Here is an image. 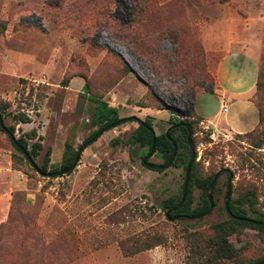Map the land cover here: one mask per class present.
<instances>
[{"label": "rangeland", "instance_id": "rangeland-1", "mask_svg": "<svg viewBox=\"0 0 264 264\" xmlns=\"http://www.w3.org/2000/svg\"><path fill=\"white\" fill-rule=\"evenodd\" d=\"M230 51L251 54L264 74V0H0L3 120L15 137L36 130L35 161L40 166L50 148L48 171L62 168L66 142L77 151L97 128L89 96L117 107L119 118L149 120L156 135L171 121L191 123L199 176L231 170V197L251 189L264 212V148L204 120L224 121L215 70ZM20 113L30 122H17ZM137 119L103 132L71 173L57 177L37 173L0 129V264L208 263L211 226L227 218L228 174L217 180L210 213L169 220L162 204L180 194L185 171L145 166L149 147L130 143ZM147 162L160 165L162 156ZM192 193L195 206L200 190ZM146 240L161 243L123 253ZM229 241L236 258L209 264L264 257L256 229Z\"/></svg>", "mask_w": 264, "mask_h": 264}, {"label": "trees", "instance_id": "trees-1", "mask_svg": "<svg viewBox=\"0 0 264 264\" xmlns=\"http://www.w3.org/2000/svg\"><path fill=\"white\" fill-rule=\"evenodd\" d=\"M263 78H264V74L262 73V71L258 70L255 93L259 96L264 95V79ZM63 85L66 86V84H63ZM89 99L94 103L90 111V123L92 126H97V128L93 130L84 139L83 144L89 141L98 131H100L104 127L121 119L118 116L117 107L109 105L105 100H103L100 97L89 96ZM255 105L258 110V124L252 130L245 132V133H240V134H244L245 136L251 137L250 144L253 147L259 149V148H264V107L260 101L255 102ZM8 107H9L8 102H3V101L0 102V114L2 118L4 116V112L8 109ZM172 110H174L178 116L184 115V113L180 112L179 110L175 108H172ZM14 117L17 120V122H25V123L30 122V118L24 113H20ZM180 122H183V121L182 120L171 121L170 126L178 124ZM143 123L145 125L138 124L135 130L131 133L130 143L137 144L141 148L148 146L149 151H150L151 143H152V132L149 130L148 127L152 128V125L149 120H144ZM189 124L192 127V124L191 123ZM7 128L11 132V135L10 136L8 135V136L13 146L18 150V152L22 155V157L26 158L28 163H30L28 158L23 154L24 153L23 151H26L28 157H30L34 161V163L37 165L35 158L36 156H38L39 152L42 149L41 136L37 135L36 130L33 129L29 132L23 133L19 137H15V140H13L12 137L15 136L14 134L15 128L13 126H10V127L7 126ZM169 136L171 139L175 141L176 146H177V152H176V155L171 165H175V166L182 165L184 168L185 174H186L187 166L191 159V150H190V146L188 144L187 138H186L187 129L181 125L177 126L169 132ZM29 140H34L31 143L30 148H28ZM191 141L194 145L193 137H191ZM111 143L114 144L115 140H113ZM83 144L80 145V148L83 146ZM172 152H173L172 143L165 136V132L156 135L154 153H159L162 156V163L160 165H165L169 162V160L172 157ZM50 153H51V149L47 148L43 156L42 164L40 166L37 165L40 171L42 172V175L48 173L49 171L50 172L56 171V169H52L48 171ZM75 154H76V151L73 150L69 142H66L65 150L62 156L63 161L61 163V167L63 168L65 166L70 165L75 158ZM143 158H145V156ZM195 159L190 169V178H189L186 198L183 201L182 205L176 211L170 213L171 216L175 214L200 215L207 209L209 205L208 199L206 196V190L208 186L211 184L215 173H211L207 176H199V170L197 167L198 164ZM184 180H185V175H184ZM217 180L214 184L213 192H212V195L214 198V207H216L217 200H218V198L216 197ZM183 185H184V181L181 187L180 194L176 198L173 199L170 197L163 201L162 207L164 208L165 211L166 209L176 205L181 200L182 193H183ZM194 187L200 190V196H199L200 201L195 206H192L193 200H194L192 192H193ZM227 188H228V185L226 182L224 201H225V195L227 192ZM229 209H230L231 214L227 212L225 208V204H224L223 210L225 211L227 218L211 226L213 229V236L209 238L210 244H211L210 246L211 256L207 258L208 263L206 261L205 262L202 261V262H194V263H188V264H209L212 261H217L220 259L236 258L237 254L239 253V250L231 244V242L229 241V237L232 234L240 231L242 228L249 227L252 229H256L259 231V233L264 239V224L256 225V224L244 221V220H238L233 217V216L246 217V218H251L253 220L264 223V212L258 208V197L253 190L248 189L242 194L238 195L236 198H232L230 196ZM160 243L161 242H159V240H146L144 246L139 250L127 252V251H124V249H122L123 247L122 245H121V249L123 253L125 254V256H129L138 251L149 249ZM263 260H264V257L254 262L251 261V262L243 263V264H251V263L260 262Z\"/></svg>", "mask_w": 264, "mask_h": 264}, {"label": "crops", "instance_id": "crops-1", "mask_svg": "<svg viewBox=\"0 0 264 264\" xmlns=\"http://www.w3.org/2000/svg\"><path fill=\"white\" fill-rule=\"evenodd\" d=\"M216 72V94L224 114V121L213 117L206 119L216 123L221 128L235 132L245 133L258 124V110L253 100L256 89L258 66L255 58L245 51H230L220 58ZM227 111H223V107Z\"/></svg>", "mask_w": 264, "mask_h": 264}, {"label": "water", "instance_id": "water-1", "mask_svg": "<svg viewBox=\"0 0 264 264\" xmlns=\"http://www.w3.org/2000/svg\"><path fill=\"white\" fill-rule=\"evenodd\" d=\"M130 119H137L135 117H125V118H121L119 119L118 121L104 127L103 129H101L100 131H98L89 141H87L85 144H83V146L81 148H79L77 151H76V154H75V158L73 160V162L68 165V166H65L63 168H60L54 172H48L46 174H44L45 176H48V177H57V176H62V175H65V174H69L73 171V169L75 168V166L77 165L78 161H79V158H80V154L83 150V148H85L87 145H89L90 143H92L93 141H95L98 136H100L103 132L111 129V128H114L115 126L125 122V121H129ZM139 121V124H142V125H145L143 123V121L137 119ZM183 126L187 129V141H188V144L190 146V150H191V159L188 163V166H187V170H186V174H185V180H184V185H183V193H182V198L181 200L174 206L166 209L165 211V216L169 219V220H177V219H198L200 217H203L205 215H207L208 213L211 212V210L213 209L214 207V198H213V195H212V192H213V187H214V184L216 182V180L218 179V177L223 173V172H226L228 174V179H227V185H228V188H227V192H226V195H225V201H224V204H225V208L227 210V212L229 214H231L230 212V209H229V200H230V196H231V188H232V178H233V174L231 172V170L227 169V168H222L220 170H218L215 174H214V177H213V180L211 182V184L208 186L207 190H206V196H207V199H208V207L207 209L201 213L200 215H181V214H175V215H170L171 212H174L176 211L183 203V201L185 200L186 198V195H187V189H188V183H189V178H190V169H191V165L196 157V154H195V149H194V145L191 141V137H192V127L189 123L183 121V122H180L178 124H175V125H171L166 131H165V136L167 137V139L172 143V146H173V152H172V157L171 159L169 160V162L165 165H159V164H153V163H149L147 162V159L154 153V147H155V140H156V134L155 132L153 131L152 128L148 127L149 130L152 132V143H151V148H150V151L148 152V154L145 156V158H143V163L145 164V166L151 168V169H163V168H166L168 166H170L172 164V161L176 155V152H177V146H176V143L173 139L170 138L169 136V132L174 129L175 127L177 126ZM0 129L3 130L7 135H11V132L10 130L7 128V126L5 125L4 123V120L0 114ZM13 136V135H12ZM13 140H15V136L12 137ZM23 150V149H21ZM24 155L28 158L30 164L32 166H34L35 170L37 171V173L39 174H42V172L40 171L39 167L34 163V161L28 157L27 155V152L26 151H23ZM234 218L238 219V220H244V221H247V222H250V223H253V224H256V225H261V224H264L262 222H259V221H256V220H253L251 218H246V217H238V216H233ZM251 264H264V260L263 261H260V262H255V263H251Z\"/></svg>", "mask_w": 264, "mask_h": 264}, {"label": "built area", "instance_id": "built-area-1", "mask_svg": "<svg viewBox=\"0 0 264 264\" xmlns=\"http://www.w3.org/2000/svg\"><path fill=\"white\" fill-rule=\"evenodd\" d=\"M223 111H224V112L227 111V107H226V106L223 107Z\"/></svg>", "mask_w": 264, "mask_h": 264}]
</instances>
